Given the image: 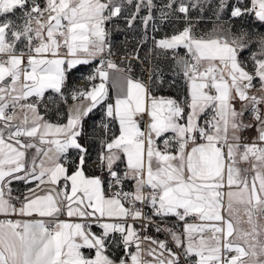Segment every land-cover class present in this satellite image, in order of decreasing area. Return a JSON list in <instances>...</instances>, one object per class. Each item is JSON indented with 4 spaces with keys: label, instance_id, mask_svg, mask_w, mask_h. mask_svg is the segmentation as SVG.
Returning <instances> with one entry per match:
<instances>
[{
    "label": "snow or ice",
    "instance_id": "6c2138e0",
    "mask_svg": "<svg viewBox=\"0 0 264 264\" xmlns=\"http://www.w3.org/2000/svg\"><path fill=\"white\" fill-rule=\"evenodd\" d=\"M210 6L0 0V264H264V33L231 23L264 26V0H216L217 23L197 33L191 13ZM118 19L143 38L172 27L151 37L146 81L139 48L124 67L111 58ZM97 60L65 97L70 72ZM49 90L66 111L49 114ZM13 181L34 186L13 195Z\"/></svg>",
    "mask_w": 264,
    "mask_h": 264
},
{
    "label": "built area",
    "instance_id": "2783aa9c",
    "mask_svg": "<svg viewBox=\"0 0 264 264\" xmlns=\"http://www.w3.org/2000/svg\"><path fill=\"white\" fill-rule=\"evenodd\" d=\"M157 4L159 5L160 3H157ZM156 15L157 16L159 15L158 11H157ZM114 24H115V21L113 22V24L109 25V28L111 30V42L113 45L112 50L114 53V55L111 58L113 60H115L117 63H120L121 67H124L126 62L121 63V58L124 57L125 55L129 54V53H132L134 48H139V54H140L141 60H145V58H147V59L145 60L144 63H141L139 61H133V69H134V73L137 77L146 81L148 79V75H149L151 65L156 63L155 57L153 55L149 54V49L152 48L151 37L156 36V38H159L162 30L159 32H153L151 30V28H149L146 38H143V29L142 28L140 29V33H141L140 35H139V33H132V32H127L125 34L116 35L115 31H114ZM157 26L162 27L159 24ZM142 38H143V43H141ZM246 55H248V54H246ZM241 59L247 60L248 58L244 57ZM97 63H98V60L93 61L89 65H85V66L76 68L70 72L68 82H67L68 88L64 93L65 97L69 96L72 88L87 86V82L85 80V77L91 73L92 69L97 65ZM69 100L70 99H68V101ZM59 103H64V100L61 99L58 94L52 93V92L46 94V96L44 98V104L47 105L48 110L51 107L53 108L54 106H56ZM43 110H44V108L42 106V111ZM102 116H103V113L101 110H99L98 114L92 115V118L87 120L86 129H87L88 134H89L87 139H91V140H97L98 139L99 140L101 138L99 130L97 129L94 132L93 127L99 123V120ZM93 161H95V159L90 158L89 159V165H91ZM96 174H99V172L97 171ZM143 210L147 215H151L150 207H144ZM61 219H65V217L62 216ZM153 220L158 224H162V226H164V227H174V226L178 227V221H176V219L174 217L163 218L162 220H161V218L153 217ZM147 234L156 236L158 239H166L167 238L166 233H163V232L156 233L154 230V227L149 228Z\"/></svg>",
    "mask_w": 264,
    "mask_h": 264
},
{
    "label": "crops",
    "instance_id": "0c3cea01",
    "mask_svg": "<svg viewBox=\"0 0 264 264\" xmlns=\"http://www.w3.org/2000/svg\"><path fill=\"white\" fill-rule=\"evenodd\" d=\"M155 1V0H154ZM164 1H161V0H157V3H160L162 4ZM157 13V12H156ZM143 14V13H142ZM209 14V12L207 13ZM191 16H192V19L193 21H196L197 20H200V19H205L204 17H207L206 14H204L202 16V18H196V14H192L191 13ZM257 22V21H256ZM259 23V22H258ZM260 24V23H259ZM177 27H179L180 25L177 24L176 25ZM140 28L141 26L139 25V22H137V25L136 27H134L133 29H127L123 20L122 19H118V20H115V24H114V31H115V34L116 35H121V34H125L127 32H132V33H139V35L141 34L140 33ZM172 31V27L169 26V25H164L162 26V31H161V35L165 34L166 32H171ZM159 36V37H160ZM82 66H85V65H79L77 66L76 68H79V67H82ZM181 81L178 80V85H181ZM182 91V87L178 86L176 88L175 91H165L163 94H166V95H175L177 92H181ZM54 93L53 91L49 90L48 93ZM72 104V101L69 100L67 101V104L65 103H59L57 104L56 106H54L53 108L51 107L48 111H49V114L51 115L52 113H54L57 109H59L60 111H66L67 110V107L69 105ZM98 111L99 109L95 110L94 113L92 115H96L98 114ZM99 141L100 139L98 140H91V139H87V142L88 144L90 145V152H89V156L90 158L92 159H96V156H97V153L99 151V148H100V144H99ZM72 155L74 156L75 155V152L72 153ZM34 185H31V184H25L23 182H20V181H13L12 182V185L11 187L13 188V195H19L20 193H23V192H26L27 188L28 187H33ZM93 230L94 231H99V228L96 227V226H93Z\"/></svg>",
    "mask_w": 264,
    "mask_h": 264
},
{
    "label": "rangeland",
    "instance_id": "374dc122",
    "mask_svg": "<svg viewBox=\"0 0 264 264\" xmlns=\"http://www.w3.org/2000/svg\"><path fill=\"white\" fill-rule=\"evenodd\" d=\"M164 1V0H161ZM208 5H211L210 7H206L203 12H199L197 10H193L192 14H196V18H202L204 14H206L207 17H204L205 19H200L196 21H193V23L196 26L197 33L200 32H206L210 31L213 26L217 23L216 18L214 16V10H215V4L216 0H206ZM154 3L157 4V0L154 1ZM230 3H235V0H230ZM209 12V14H207ZM224 21H228V12L225 11L223 15ZM232 24H234L236 27L233 29L234 31H238L241 26L245 27L248 30L258 32V33H264V26H261L258 22L254 20V18H248L246 17L244 20H234L231 21ZM141 29V28H140ZM257 51V48L255 45H251L250 49L245 51L241 58H249L252 52ZM248 54V55H246Z\"/></svg>",
    "mask_w": 264,
    "mask_h": 264
}]
</instances>
